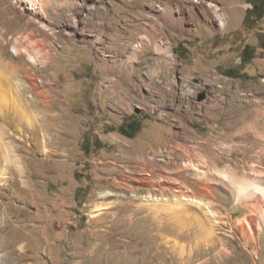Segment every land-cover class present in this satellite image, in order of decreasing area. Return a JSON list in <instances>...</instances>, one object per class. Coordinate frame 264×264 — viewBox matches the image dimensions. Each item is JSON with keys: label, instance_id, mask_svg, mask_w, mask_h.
<instances>
[{"label": "rangeland", "instance_id": "374dc122", "mask_svg": "<svg viewBox=\"0 0 264 264\" xmlns=\"http://www.w3.org/2000/svg\"><path fill=\"white\" fill-rule=\"evenodd\" d=\"M125 1L0 0V264H264V0Z\"/></svg>", "mask_w": 264, "mask_h": 264}, {"label": "crops", "instance_id": "0c3cea01", "mask_svg": "<svg viewBox=\"0 0 264 264\" xmlns=\"http://www.w3.org/2000/svg\"><path fill=\"white\" fill-rule=\"evenodd\" d=\"M144 1H149V0H128V3L131 6H136L139 7L140 4ZM152 1V0H151ZM120 4L123 2L125 3V0H119ZM123 6V5H122ZM133 30L131 31V35ZM109 33V32H107ZM109 38L106 39V43L110 46L113 45L112 40L115 39L113 36L112 31L109 33L108 35ZM124 47H122V49L120 51H104V55L99 57V63L101 65V67L104 70H110L114 72V69H116V71H119L120 69H122L126 62H129L127 60L130 59H134L138 53H136V51H123ZM155 52V51H154ZM242 53L241 56V61H244L246 63L244 71H247L249 73V69L250 71L255 72L256 74L260 71V69L258 68V66L260 65V62L264 61V51H240ZM199 53V51H198ZM200 53H203L202 51H200ZM57 55V54H56ZM55 56V55H54ZM261 60V61H260ZM55 62V60H54ZM237 65L234 66H230L228 68L229 71V77L232 78H238L236 77V75L238 74L237 72ZM243 70L240 71V73H244ZM233 75V76H231ZM116 82H119V80H116ZM246 83L248 81H245ZM122 85V84H120ZM262 86V85H260Z\"/></svg>", "mask_w": 264, "mask_h": 264}, {"label": "bare ground", "instance_id": "6f19581e", "mask_svg": "<svg viewBox=\"0 0 264 264\" xmlns=\"http://www.w3.org/2000/svg\"><path fill=\"white\" fill-rule=\"evenodd\" d=\"M209 5L210 6H216V4L213 2V1H210L209 2ZM218 17H219V23L220 24H223V14H218ZM17 84L19 85L20 83H19V81L17 80ZM252 186V189L253 190H255V191H257L258 193H261V195H263L264 196V186H262V185H260L258 182H256V181H245V180H243V181H241L240 183H239V190L238 191H245V190H247L249 187L248 186ZM253 190H252V192H253ZM247 191H249V190H247ZM256 192V193H257ZM181 199H183V200H187V202L188 201H192V202H195V203H197V204H199V205H202L203 204V202H202V200L200 199V198H198V197H195V196H193V195H191V194H185V195H181ZM207 205V204H206ZM208 207H209V205H208ZM210 208V207H209ZM210 210V209H209ZM211 211V210H210Z\"/></svg>", "mask_w": 264, "mask_h": 264}, {"label": "trees", "instance_id": "16d2710c", "mask_svg": "<svg viewBox=\"0 0 264 264\" xmlns=\"http://www.w3.org/2000/svg\"><path fill=\"white\" fill-rule=\"evenodd\" d=\"M139 128H140V123L136 122V120H131L128 123H124L120 125L118 129L119 132L122 133L123 135H126L128 137H133L134 134L139 130ZM126 130H129V132Z\"/></svg>", "mask_w": 264, "mask_h": 264}, {"label": "water", "instance_id": "95a60500", "mask_svg": "<svg viewBox=\"0 0 264 264\" xmlns=\"http://www.w3.org/2000/svg\"><path fill=\"white\" fill-rule=\"evenodd\" d=\"M204 97H205V92L202 91V92H200V93L198 94L197 99H198V100H201V99H203Z\"/></svg>", "mask_w": 264, "mask_h": 264}]
</instances>
